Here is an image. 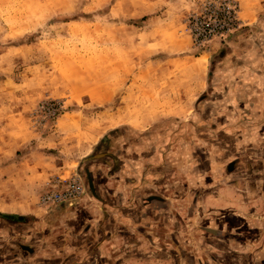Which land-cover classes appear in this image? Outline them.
Here are the masks:
<instances>
[{
    "label": "rangeland",
    "instance_id": "1",
    "mask_svg": "<svg viewBox=\"0 0 264 264\" xmlns=\"http://www.w3.org/2000/svg\"><path fill=\"white\" fill-rule=\"evenodd\" d=\"M221 1L0 0V213L38 222L67 212V224L42 222L32 238L59 255L74 244L80 218L96 213L83 203L96 193L89 186L70 202L49 205L40 197L77 174L88 182L96 152L81 161L79 153L82 145L88 153L100 134L128 133L137 142L143 132L162 137V147L172 139L191 149L194 165H204L207 145L232 153L256 113L264 114V0H231L238 24L195 41L192 17ZM200 84L206 89L191 101ZM161 239L162 249L152 235L131 230L130 258L145 257L143 264L235 259L224 241L197 230ZM32 240L31 248L30 241L18 242L19 250L40 253ZM186 243L193 250L186 252Z\"/></svg>",
    "mask_w": 264,
    "mask_h": 264
},
{
    "label": "crops",
    "instance_id": "2",
    "mask_svg": "<svg viewBox=\"0 0 264 264\" xmlns=\"http://www.w3.org/2000/svg\"><path fill=\"white\" fill-rule=\"evenodd\" d=\"M202 88L200 84L192 92L191 101L206 89ZM251 123L247 136L236 137L232 153L207 145L202 151L204 165H194L191 149L179 147L171 138L169 146L162 147V137L143 132L137 142L128 133L100 134L88 153L86 145L79 153L81 161L96 152L89 157V183H83L80 174L77 177L83 190L90 186L97 198L90 194L83 199L96 213L80 218L85 221L73 235L74 244L51 255L48 243L32 240L35 225L67 224V212H54L38 222L22 213H5L9 216L0 215V253L7 251L2 264H129L131 260L143 264L145 257L129 256V236L135 229L152 235L161 249L163 235L188 237L197 230L224 241V251L233 253L235 259L219 264H264V114L257 112ZM102 157L106 161L98 160ZM101 188L106 196H100ZM31 240L40 253L19 250L18 242L30 241L31 248ZM192 247L186 243L185 251Z\"/></svg>",
    "mask_w": 264,
    "mask_h": 264
},
{
    "label": "built area",
    "instance_id": "3",
    "mask_svg": "<svg viewBox=\"0 0 264 264\" xmlns=\"http://www.w3.org/2000/svg\"><path fill=\"white\" fill-rule=\"evenodd\" d=\"M236 4L223 0L218 5L209 4L202 15L192 17L189 30L197 42L209 41L215 35H222L238 24ZM78 178V177H77ZM58 184L40 197L43 205L70 202L83 193L79 178H73L65 187L58 189Z\"/></svg>",
    "mask_w": 264,
    "mask_h": 264
},
{
    "label": "trees",
    "instance_id": "4",
    "mask_svg": "<svg viewBox=\"0 0 264 264\" xmlns=\"http://www.w3.org/2000/svg\"><path fill=\"white\" fill-rule=\"evenodd\" d=\"M0 215H2V216H9L8 214H2V213H0ZM16 217H20V216H16Z\"/></svg>",
    "mask_w": 264,
    "mask_h": 264
}]
</instances>
